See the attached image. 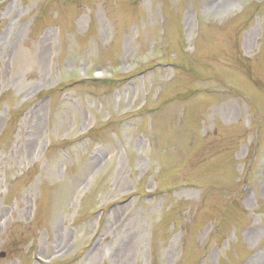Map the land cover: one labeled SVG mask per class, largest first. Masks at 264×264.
I'll return each instance as SVG.
<instances>
[{"label": "rangeland", "instance_id": "obj_1", "mask_svg": "<svg viewBox=\"0 0 264 264\" xmlns=\"http://www.w3.org/2000/svg\"><path fill=\"white\" fill-rule=\"evenodd\" d=\"M0 264H264V0H0Z\"/></svg>", "mask_w": 264, "mask_h": 264}, {"label": "trees", "instance_id": "obj_2", "mask_svg": "<svg viewBox=\"0 0 264 264\" xmlns=\"http://www.w3.org/2000/svg\"><path fill=\"white\" fill-rule=\"evenodd\" d=\"M98 83H103V82H99V81H97ZM107 82H111V81H107Z\"/></svg>", "mask_w": 264, "mask_h": 264}, {"label": "water", "instance_id": "obj_3", "mask_svg": "<svg viewBox=\"0 0 264 264\" xmlns=\"http://www.w3.org/2000/svg\"><path fill=\"white\" fill-rule=\"evenodd\" d=\"M1 256H3V254Z\"/></svg>", "mask_w": 264, "mask_h": 264}]
</instances>
